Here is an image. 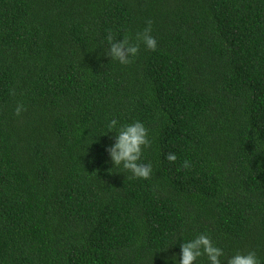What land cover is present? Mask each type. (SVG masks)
<instances>
[{
    "label": "trees",
    "instance_id": "1",
    "mask_svg": "<svg viewBox=\"0 0 264 264\" xmlns=\"http://www.w3.org/2000/svg\"><path fill=\"white\" fill-rule=\"evenodd\" d=\"M149 20L156 51L102 55ZM113 118L151 179L113 169ZM200 233L264 262V0H0V264H178Z\"/></svg>",
    "mask_w": 264,
    "mask_h": 264
},
{
    "label": "clouds",
    "instance_id": "2",
    "mask_svg": "<svg viewBox=\"0 0 264 264\" xmlns=\"http://www.w3.org/2000/svg\"><path fill=\"white\" fill-rule=\"evenodd\" d=\"M152 21L146 22L143 31L135 36L125 35L123 39H117L108 32L105 41L100 47H104L103 56L118 62L122 66L131 64L138 57L141 45L150 51L157 50V40L151 34ZM105 45L107 47H105ZM23 105L18 104L15 112L20 115ZM108 134L115 133L113 143L105 147L109 161L113 169H123L130 174L127 179L149 180L153 175V165L143 162L144 153L152 147L153 141L146 125L136 120L131 123L121 124L118 119H111L107 124ZM100 136V135H99ZM169 162H176L178 157L174 153H168L165 157ZM184 169L191 167V162L185 160ZM206 257V264H264L255 252H237L232 256H226L223 248L217 246L208 233L197 234L194 238L186 239L180 243L178 264H200ZM176 258L173 257V264ZM165 264H168L167 260Z\"/></svg>",
    "mask_w": 264,
    "mask_h": 264
}]
</instances>
